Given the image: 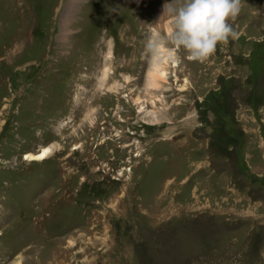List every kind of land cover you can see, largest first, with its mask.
Masks as SVG:
<instances>
[{"label": "rangeland", "instance_id": "374dc122", "mask_svg": "<svg viewBox=\"0 0 264 264\" xmlns=\"http://www.w3.org/2000/svg\"><path fill=\"white\" fill-rule=\"evenodd\" d=\"M170 2L0 0V264H264V0L149 87Z\"/></svg>", "mask_w": 264, "mask_h": 264}, {"label": "clouds", "instance_id": "9594fccd", "mask_svg": "<svg viewBox=\"0 0 264 264\" xmlns=\"http://www.w3.org/2000/svg\"><path fill=\"white\" fill-rule=\"evenodd\" d=\"M163 8L171 28L166 35L151 30L145 45V53L156 67L165 61L175 63L179 48L187 51L189 59L205 61L216 53L218 44L238 38L230 21L241 13L243 0H171Z\"/></svg>", "mask_w": 264, "mask_h": 264}, {"label": "bare ground", "instance_id": "6f19581e", "mask_svg": "<svg viewBox=\"0 0 264 264\" xmlns=\"http://www.w3.org/2000/svg\"><path fill=\"white\" fill-rule=\"evenodd\" d=\"M175 65H176V62H175ZM166 74L167 73L165 69V62L159 67H156L152 64L151 69L148 72V86L149 87H159L161 85V81L165 80ZM107 76H109L108 69H105L103 78L101 79V86H103V81L106 79ZM127 79L129 80V78ZM130 98L133 103L138 104L139 112L144 113V117L142 118L144 121L152 123V124L162 121V119L159 118V115L155 111L146 110L145 105L142 104L141 98L129 97V99ZM52 152H53L52 147L50 146L44 147L42 148L41 151L37 153H27L24 159L30 162L31 161H43L47 159ZM16 264H22V261L18 260Z\"/></svg>", "mask_w": 264, "mask_h": 264}]
</instances>
